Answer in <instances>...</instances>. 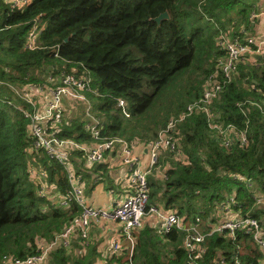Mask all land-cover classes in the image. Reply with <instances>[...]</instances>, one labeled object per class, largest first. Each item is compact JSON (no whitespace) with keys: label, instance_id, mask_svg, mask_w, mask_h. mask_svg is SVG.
I'll list each match as a JSON object with an SVG mask.
<instances>
[{"label":"trees","instance_id":"1","mask_svg":"<svg viewBox=\"0 0 264 264\" xmlns=\"http://www.w3.org/2000/svg\"><path fill=\"white\" fill-rule=\"evenodd\" d=\"M263 2L29 0L22 10L12 11L0 0V264L9 257L37 254L80 214L75 204L64 210L56 201L38 196L24 154L30 145L28 122L10 104H19L10 87H38L50 74L85 70L96 93L86 95L101 137L149 143L170 119L201 97L205 80L224 56L217 46L219 36L241 40L251 33L253 16ZM164 12L167 20L153 21ZM34 22L42 30L38 48L30 51L25 40ZM262 56L254 64H241L212 103L216 122L239 130L247 127L248 145L223 148L203 114L185 118L174 131L175 151H161L152 168L155 172L168 163L166 179L154 173L147 179L149 205L174 211L185 222L199 217L206 228L216 205L235 193L243 215L264 218V205L253 201L255 193L264 194V114L259 108L264 109V50ZM83 114L78 106L74 120L59 127L58 136L91 142L84 128L89 120ZM35 155L47 172L51 191L65 193L69 183L62 165L42 152ZM98 172L99 180L107 178L104 164L83 178L91 180ZM237 177L248 179L250 186ZM182 241L176 230L161 235L145 223L137 235L134 262L185 264ZM202 247L200 264H211L220 254L227 259L238 254L244 264H258L261 258L250 235L242 232L235 241L212 235ZM97 257L94 245L84 248L83 240L74 235L69 249L55 248L44 264H93Z\"/></svg>","mask_w":264,"mask_h":264},{"label":"built area","instance_id":"2","mask_svg":"<svg viewBox=\"0 0 264 264\" xmlns=\"http://www.w3.org/2000/svg\"><path fill=\"white\" fill-rule=\"evenodd\" d=\"M10 10H22L29 0H5ZM255 17V16H253ZM37 22H34L25 40V49H37V36L41 32ZM217 46L224 56L217 60L216 71L211 73L203 84L202 95L185 107L177 116L170 119L154 141L143 144L147 152L148 163L142 165L141 159L134 153L135 143H127L120 138L101 137L99 122L91 116L87 93L96 94L90 87L89 74L82 70L71 69V73L62 72L59 75L47 77L42 86L10 87L19 104L13 105L27 120V137L29 147L24 154L27 170L31 181L35 183L37 194L41 198L56 201L58 207L69 210L72 204L80 208V214L64 227L63 231L48 243L39 247L38 253L25 259L9 257L2 264H44L50 252L55 248L69 249L74 235L83 240V247H88L89 230L91 225L100 222H112L119 226L117 234L107 245L105 253L96 260L95 264H135L134 254L137 235L145 226L159 223V234H167L176 230L183 237L182 248L187 254L185 264H200L198 260L205 250L202 247L205 239L212 235L225 237L229 241L237 240V234L242 232L250 235L253 243L261 253L258 264H264V218L258 221L248 213L243 215L238 208L235 193L230 194L224 201L216 205L205 226L199 217L185 222L174 211H167L160 206L149 205V187L147 177L161 151L174 152L176 127L187 117L194 113L203 114L207 119V126L215 133L219 145L230 148L239 145L241 148L248 145L246 129H237L233 125L224 126L215 121L212 112V103L220 94L223 84L230 82L237 74L241 64H254L256 57L262 56L264 50V37H251L244 39L229 38L221 34ZM14 88V89H13ZM27 104V106L25 105ZM251 104V103H250ZM258 106L257 104H251ZM78 106L83 107V117L89 120L85 130L89 133L91 142H78L58 136V128L71 123ZM119 106L124 103L119 101ZM259 107V106H258ZM264 114V109L259 107ZM128 117L126 111L123 112ZM42 152L49 159L62 165L69 183L65 193H53L48 183L47 172L37 164L36 153ZM118 154L121 163L127 167V181L124 186L126 193L120 197L111 209L93 208L84 198V183L71 167L70 161L80 156L86 165L101 164L111 154ZM35 155V157H34ZM165 179V174L160 179ZM161 179V180H162ZM250 186L248 179L237 177ZM97 179H95V183ZM253 201L256 206L264 205V194L255 193ZM210 221V222H209ZM211 264H244L238 254L229 259L219 255Z\"/></svg>","mask_w":264,"mask_h":264},{"label":"crops","instance_id":"3","mask_svg":"<svg viewBox=\"0 0 264 264\" xmlns=\"http://www.w3.org/2000/svg\"><path fill=\"white\" fill-rule=\"evenodd\" d=\"M263 3L260 4L259 9L262 7ZM263 14V12L257 14V17L255 16L256 19H258V17L260 18L261 16H263ZM244 37L242 39H244ZM143 144L144 143L140 142L135 143V147L133 150L134 153L140 157L142 165H146L148 163V156L147 152L142 147ZM70 164L71 167L74 169L75 173L77 175H80L83 179L84 198L89 206L100 209H111L112 207H114L118 199L124 196V194L126 193V191L124 190V186L127 181L128 169L121 163L118 154L114 153L108 155L106 157V160L101 163L104 164L107 173V178H104L103 180L98 179V177H100V172H98L96 176H93L91 180H89L87 177L83 178V175H86L91 168L96 167L97 165L89 167L85 164V162L81 159L80 156L74 157L73 160L70 161ZM165 165H168V163H165L164 166ZM160 170L157 168L155 169V172H153V169H151L148 177H150L154 173V177L160 179L162 175ZM166 170L167 169H164L163 171ZM95 179H97L96 183ZM52 192L54 194L58 193L57 191ZM153 226L156 232L158 231V229H160L159 223H155L153 224ZM118 229L119 226L112 222H100L91 225L89 230V242L90 245H94L96 247V252L98 254L96 260L101 256L102 253H105L108 242L116 236ZM96 260L93 264L96 263ZM109 264H114V261H109Z\"/></svg>","mask_w":264,"mask_h":264},{"label":"rangeland","instance_id":"4","mask_svg":"<svg viewBox=\"0 0 264 264\" xmlns=\"http://www.w3.org/2000/svg\"><path fill=\"white\" fill-rule=\"evenodd\" d=\"M260 9H261L260 12H263L264 13V3H263V5H262V7ZM256 17H257V15H256ZM248 35L251 36V37H254V38L264 37V14L260 18L258 17V19H256V25H255L253 31L251 33H249ZM156 163H157V161H156ZM158 169H161L160 171H161V173L163 175L164 174V171L163 170L164 169H169V166L168 165H165L163 168H158ZM162 180H164V179H162Z\"/></svg>","mask_w":264,"mask_h":264},{"label":"water","instance_id":"5","mask_svg":"<svg viewBox=\"0 0 264 264\" xmlns=\"http://www.w3.org/2000/svg\"><path fill=\"white\" fill-rule=\"evenodd\" d=\"M168 19V14L167 12H164L162 14H160L158 17L154 18L153 21L156 22L157 24H159L161 21L163 20H167ZM263 56H259L257 57L258 59H262Z\"/></svg>","mask_w":264,"mask_h":264}]
</instances>
